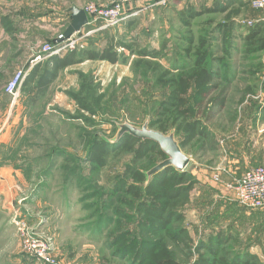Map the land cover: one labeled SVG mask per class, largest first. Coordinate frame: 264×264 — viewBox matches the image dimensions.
Instances as JSON below:
<instances>
[{
	"label": "rangeland",
	"instance_id": "374dc122",
	"mask_svg": "<svg viewBox=\"0 0 264 264\" xmlns=\"http://www.w3.org/2000/svg\"><path fill=\"white\" fill-rule=\"evenodd\" d=\"M117 1L0 0V264H53L32 254L35 241L28 236L50 241L56 264H133L115 253L112 236L120 223L135 227L136 221L117 217L114 206H124L109 195L118 179L127 178L128 164L151 170L163 160L151 153L134 162L114 138L126 122L171 124L175 110L162 114L172 89L164 81L191 71L202 50L210 53L219 87L202 106L211 136L182 147L191 159L187 170L198 180L184 224L194 247L212 237L222 240L220 257L228 263L264 264V212L242 208L228 186L248 168L264 166V50H251L256 46L246 40L258 27L264 37V6L243 5L247 0L131 1L118 25L74 35L79 51L117 45L125 53L118 63L72 65L39 100L32 86L21 85L15 97L4 92L18 69L29 73L53 56L44 48L60 45L53 42L70 24L72 7ZM159 123L150 128L159 130ZM168 132L178 141L184 135L173 126ZM96 139L110 141L113 150L106 166L94 170L87 157ZM173 248L180 261H192L187 247Z\"/></svg>",
	"mask_w": 264,
	"mask_h": 264
},
{
	"label": "trees",
	"instance_id": "16d2710c",
	"mask_svg": "<svg viewBox=\"0 0 264 264\" xmlns=\"http://www.w3.org/2000/svg\"><path fill=\"white\" fill-rule=\"evenodd\" d=\"M251 1H243L242 4L248 2L251 6ZM128 9L126 7V12ZM246 40L249 41L248 44H252L249 46H256L251 50H264V37L259 27L254 29ZM109 43L101 49L88 48L82 51L75 49L64 55L55 54L49 61L34 65L22 83V90L32 86L34 99L39 100L56 81L60 72L72 65L85 60H106L113 64L118 63L122 57H125V53L118 52L117 45ZM132 46L122 45L123 48H131L133 51ZM140 54L152 55L145 50H141ZM209 56L210 53L207 50L199 51L191 71L174 75L164 81L165 84L172 86V89L168 97L163 100L162 114L167 115L172 112L171 110H175L176 115L172 123L165 121L161 125L157 119L148 122L149 127L151 124L159 123L161 125L159 130L165 134H170L168 131L171 126L175 127L177 133L184 134L182 140H177L181 148L197 137L211 136V132L201 119L204 100L219 87L216 82L217 75L207 62ZM191 92L193 97H190ZM223 105L224 100L220 102V106ZM119 130L120 125L118 132ZM118 142L121 149L134 154V162L137 163L151 153L162 160L168 158L160 144L151 139H140L127 132ZM112 150V144L108 140L92 141L87 157L92 169L97 170L106 166L108 154ZM147 169V167L136 168L128 164L125 168L127 178L118 179L109 195L124 206L120 208L114 206V214L117 217L134 218L136 221L135 227H127L124 223L118 225L119 228L112 236L115 253L133 264H230L220 257L222 240L209 237V241H199L194 247V237L189 227L184 224L187 207L192 202V194L198 184L193 174L188 170L180 171L173 165L153 175H149L150 169ZM242 208L248 211L264 212V208L250 209L244 206ZM101 220L98 226H103ZM181 246L189 249L190 253H187V257L192 261L182 262L175 256L176 249L173 247L181 248ZM249 257L257 259L254 254L249 253ZM239 264H258V262L247 259L245 263Z\"/></svg>",
	"mask_w": 264,
	"mask_h": 264
},
{
	"label": "built area",
	"instance_id": "2783aa9c",
	"mask_svg": "<svg viewBox=\"0 0 264 264\" xmlns=\"http://www.w3.org/2000/svg\"><path fill=\"white\" fill-rule=\"evenodd\" d=\"M131 1L135 2L150 0H119L111 4L103 5H98L94 2L88 3L84 7L88 16V23L82 30L76 32L75 34H79L81 31L83 32L88 28L85 35H89L95 31L92 26L104 28L118 25L127 15L126 6ZM151 1L153 5L164 2L163 0ZM252 4L256 7H263L264 0H252ZM74 35L65 39L62 38L63 35L61 34L58 37L59 40L54 42V44L57 43L60 45H48L44 49L50 50L49 53L53 55L62 53L65 48L74 50L80 45L79 40ZM60 40H62V42H58ZM63 43L64 45H61ZM27 74V70L18 69L6 82L4 86L5 92L10 96L15 97ZM228 186L234 192V195L241 206L250 209L264 208V166L258 165L248 168L238 178L234 179V181H232ZM28 237L30 238H28L27 241H35L33 242L34 244L30 245L31 248L29 247L31 251L34 252H31L33 255H35L38 259L56 264V260L51 257L49 253L51 251L50 241L42 240V242H40L38 239H35L31 236Z\"/></svg>",
	"mask_w": 264,
	"mask_h": 264
},
{
	"label": "water",
	"instance_id": "95a60500",
	"mask_svg": "<svg viewBox=\"0 0 264 264\" xmlns=\"http://www.w3.org/2000/svg\"><path fill=\"white\" fill-rule=\"evenodd\" d=\"M88 23V16L83 8L74 6L71 8V22L63 33L62 38H69L76 32L82 30ZM130 133L140 139H151L160 144L162 150L167 154L168 158L153 167L148 174L153 175L167 166L173 165L180 171L187 170L190 164V157L183 151L179 142L173 133L165 134L159 130L151 129L148 123L142 127H137L130 123L120 125V130L115 141L121 139L125 133Z\"/></svg>",
	"mask_w": 264,
	"mask_h": 264
},
{
	"label": "crops",
	"instance_id": "0c3cea01",
	"mask_svg": "<svg viewBox=\"0 0 264 264\" xmlns=\"http://www.w3.org/2000/svg\"><path fill=\"white\" fill-rule=\"evenodd\" d=\"M262 18H264V16H263V17H261V19H262ZM70 19H71V15H70ZM4 86H5V85H4ZM4 90H5V89H4ZM4 92H5V91H4ZM5 93H6V92H5ZM6 94H7V93H6Z\"/></svg>",
	"mask_w": 264,
	"mask_h": 264
}]
</instances>
